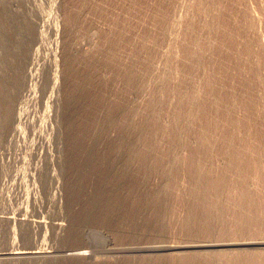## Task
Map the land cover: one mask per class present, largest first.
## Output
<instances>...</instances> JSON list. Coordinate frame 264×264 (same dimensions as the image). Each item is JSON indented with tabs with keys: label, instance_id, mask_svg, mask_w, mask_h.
I'll list each match as a JSON object with an SVG mask.
<instances>
[{
	"label": "rangeland",
	"instance_id": "obj_1",
	"mask_svg": "<svg viewBox=\"0 0 264 264\" xmlns=\"http://www.w3.org/2000/svg\"><path fill=\"white\" fill-rule=\"evenodd\" d=\"M187 1L0 0V264H73V262L75 264L76 259L72 255L79 254V252L80 255H88L87 258L85 256L88 261L85 259L82 264H88V262L89 264H122L120 262L123 264H144L141 263L142 258L150 255V251H145V248L150 245L154 249L153 252L151 251V255L154 253L151 264H156L158 261L163 263L165 258H162L164 256L162 254H165V251H162L161 248L168 249L170 246L172 249L180 246L184 250H177L182 253L183 251L188 253L190 250H196L198 259L195 264H209L214 262V255L211 257V253L208 252L213 247L215 250H219L222 247L221 241L224 242L227 237L230 238L227 239L229 244H232L229 240H237V244L240 243L238 249L240 246L242 249H249V247L252 249L254 244V249L257 251L262 249L263 244L259 239L264 238V220L262 219V214H264V170H262V168L264 169V100L262 99L264 98V82L262 81L264 71L261 68L264 59V46L260 45L259 40L264 39V0H247L248 6L252 10L249 11L257 18H254L257 25L254 24L255 21L249 20L253 18H248L244 14V8L235 4V0H203V2L197 0L192 6H189ZM206 2H211L213 8L210 9L214 13L216 12L215 14L219 13L220 15L217 14L219 17L211 13L216 17L210 15V18L205 15L207 17L204 18L203 14L198 13L199 6ZM213 5L218 8H214ZM173 16L184 17L181 30H179L181 37L176 34L178 26L172 23ZM194 19L196 20L194 21ZM259 20L260 22H258ZM205 23L212 24L210 26L212 28L210 30L203 28ZM250 23H253V28H249ZM189 25L190 27H188ZM245 36L247 37L245 38ZM198 38L202 39H199L201 43L198 42L202 47L204 44L210 48L207 47L206 53L202 51L204 49L199 48V50L201 49L200 53L203 52L202 54H198V56L196 53L194 55L192 53L191 55L190 52L195 51V41ZM191 39L195 40V43ZM246 41L251 44L248 45L249 43ZM191 43L195 47L191 46ZM197 48L195 52L199 53ZM224 48L226 49L224 50ZM260 60L261 64L258 63ZM236 61L237 63H235ZM245 63L244 68L242 65ZM204 69L206 72L203 71ZM221 69L222 71L225 69L232 71L233 69V73L240 74H234L236 78H217V75L222 73ZM250 69L253 71H249ZM188 71L189 73H187ZM206 73L210 74V77L212 76L211 79L213 76L215 79L217 78L216 81L213 80L212 84L209 83L210 86L203 81ZM190 74L195 81L188 76ZM186 76H188L189 82L193 81V84L196 82L197 86L195 84H190L192 87L188 85V81L185 82L187 79H184ZM199 77L201 78L199 79ZM233 79L235 82H232ZM200 81H203V85ZM230 81L231 84L236 83L239 86L238 88L235 84L237 92L227 86H231ZM198 82L200 85L197 84ZM228 82L229 84L225 85ZM213 85H216V88ZM222 85L227 86L230 90H226ZM198 87H202L203 91L207 90L202 92ZM192 89L196 91L198 89L197 92L201 91V94L205 93L206 96L198 97L197 105L192 103L194 93V91L191 93ZM221 89L222 92H220ZM186 93L192 94L190 102V98L186 102L188 99V96H185ZM185 98L187 99L185 100ZM188 103H191L192 109ZM229 103H232L234 107ZM190 110L198 112L193 116L195 119L198 118L196 121L193 117H188ZM199 111L202 113L200 114ZM221 115L223 117H220ZM189 119L194 121H189ZM190 122L194 124L186 126L185 130V125ZM241 122L243 123L241 124ZM184 123L186 124L184 125ZM224 123L225 125H223ZM199 125H202L201 129L203 130ZM254 131L255 133H253ZM254 137L258 139L255 140ZM73 140L76 142H74L75 144L72 142ZM186 142H188L187 145ZM194 143L195 147L193 148ZM189 149L193 151L192 154L189 153ZM231 157L234 159L232 160ZM187 159L195 160L188 161ZM196 164L197 167L200 165L196 170L198 171L197 175L194 173L197 168ZM188 167H190V171H188ZM199 172H201L200 178L197 177ZM197 178L200 180L199 184ZM218 178L223 179L226 184H221L222 180ZM210 179L218 182V186L220 183L221 190L215 184L217 192ZM241 180L245 184L241 183ZM191 185L200 186V190L202 185L208 186V188L212 185L211 189L215 190L213 193L204 187L203 192H199L200 190L196 186L195 188L198 189L194 191L195 188ZM191 187L194 190L191 189L192 192H189ZM206 189L213 196L218 193L217 198H220L218 200L223 203L209 204V200L205 198L212 195H204L203 198ZM241 191L249 192L245 194ZM196 192L199 193L196 194ZM221 193L223 197H221ZM194 194L197 199L202 198L194 199L199 202H197L198 204L196 202L194 204L192 201ZM96 195L97 198L100 196L98 204H105V206L99 208L98 205L99 209L90 210V212L86 205L91 202L96 204L93 203ZM235 196L237 197L235 200L238 201L230 199H234ZM250 198L253 202H250ZM226 199L229 200L228 203ZM205 200L207 204H203ZM239 205L245 206L244 209H241ZM211 207L213 209L209 213ZM231 207H234L235 212ZM190 208L191 212L188 210ZM252 208L255 212L251 211ZM156 210L159 214L155 212ZM194 210L198 211L197 214ZM244 210L245 215L242 214ZM184 211H187L186 217ZM204 211L209 213L208 216L212 215L211 219L206 214L204 215ZM218 211H222L224 218L221 217V213L220 216H214V214H219ZM236 211L239 212L236 214L237 216L233 215V212L237 213ZM250 212L259 218L256 217V220ZM191 214L195 216H192L193 219L198 218L197 215L200 218V215L203 214L199 220L205 221V224H199L203 221L198 222V219L189 218ZM246 214L248 215L247 219L238 220L237 217H245ZM95 215L99 217L96 218ZM180 216L183 218H179ZM217 216L219 218L215 219ZM220 217L223 221H218L221 220ZM186 218H189L188 221ZM189 220L190 223L192 221V226L189 225L190 223L188 224ZM207 223L208 225H206ZM210 224H214L213 227L217 225V229L212 226L210 227L213 229H209ZM197 226L199 227L197 228ZM76 230L78 234L75 233ZM260 232L261 234H259ZM249 239L255 241L252 243ZM190 242L192 244L195 242L196 249L186 246L191 244ZM208 244L214 246H207ZM215 254H217L215 256L218 260L223 259L218 261L215 258L213 264H223V260H225L224 264H229L232 258L227 254L222 255V258L218 253ZM166 255L165 257H167ZM80 262L83 261L80 260ZM80 262L77 261L78 264H81ZM174 262L169 263L166 260V264H178ZM236 263L241 264V262ZM230 264L235 263L231 260Z\"/></svg>",
	"mask_w": 264,
	"mask_h": 264
},
{
	"label": "bare ground",
	"instance_id": "obj_2",
	"mask_svg": "<svg viewBox=\"0 0 264 264\" xmlns=\"http://www.w3.org/2000/svg\"><path fill=\"white\" fill-rule=\"evenodd\" d=\"M186 1H187V0H186ZM195 1H197V0H188L187 3L189 4V6H192L193 3H194ZM199 1L203 2V0H199ZM205 1H206V0H205ZM221 1H222V0H221ZM225 1H226V0H225ZM77 3H78V2H77ZM230 3H231V2H230ZM235 4L239 5V7L242 6V8H244V9H243L244 12H245L244 14H246L248 18H253V19H249V20H253V21H255L254 18H256V16H255V14H252V13L249 11V10H251V8L248 6V1H247V0H235ZM198 5H199V2H198ZM198 5H197V6H198ZM211 5H212L211 2H210V3H209V2H206V4L203 3L202 5H200L201 7L199 6V8L197 7L198 9H197V8H196V9L198 10V13L200 12V15L203 14L202 16H204V18H206L207 16H205V15L210 16V15H212L211 13H214V12L212 11V9H210V8L212 7ZM75 6H76V5H75ZM213 6H214V5H213ZM194 7H196V6H194ZM215 7H216V5L214 6V8H215ZM224 7H225V6H224ZM226 7H227V6H226ZM245 7H246V8H245ZM80 8H81V7H80ZM212 8H213V7H212ZM216 8H218V7H216ZM234 8H235V7H234ZM189 9H190V8H189ZM219 9H220V8H219ZM221 9H222V8H221ZM213 10H214V9H213ZM215 10L217 11V9H215ZM236 10H237V9H236ZM238 10H239V9H238ZM240 10H241V9H240ZM191 11H192V10H191ZM193 11H194V10H193ZM221 11H222V10H221ZM223 11H224V10H223ZM241 11H242V10H241ZM251 11H252V10H251ZM102 12H103V11H102ZM94 13H95V12H94ZM215 13H216V12H215ZM215 13H214V14H215ZM224 13H225V12H224ZM230 13H231V12H230ZM194 14H195V13H194ZM214 14L212 15V17H213V16L216 17L217 14H219V13L215 14L216 16H215ZM228 14H229V12H228ZM87 15H88V14H87ZM192 15H193V14H192ZM219 15H220V14H219ZM232 15H233V14H232ZM246 15H245V16H246ZM248 15H249L250 17H249ZM71 16H72V15H71ZM164 16H165V15H164ZM223 16H224V15H223ZM233 16H234V15H233ZM119 17H120V16H119ZM159 17H160V16H159ZM162 17H163V16H162ZM167 17H168V16H167ZM173 17H174V16H173ZM217 17H219V16H217ZM228 17H229V16H228ZM235 17H236V16H235ZM193 18H194V17H193ZM202 18H203V17H202ZM210 18H211V16H210ZM240 18H241V17H240ZM248 18H246L247 21H248ZM170 19H171V17H170ZM198 19H199V18H198ZM200 19H201V18H200ZM208 19H209V17H208ZM208 19H207V21H208ZM212 19H213V18H212ZM214 19H216V18H214ZM217 19H218V18H217ZM256 19H257V18H256ZM164 20H165V19H164ZM168 20H169V18H168ZM195 20H196V19H194V21H195ZM210 20H211V19H210ZM233 20H234V19H233ZM233 20H232V21H233ZM235 20H236V19H235ZM81 21H82V20H81ZM125 21H126V20H125ZM183 21H184V17H178V16L176 17V16H175V17L172 19V23L175 24L176 26H178L176 34H177V36H179V37H181V36H180V32H181V31L179 32V30H181L180 28H181V24H182ZM207 21H206V22H207ZM221 21H222V20H221ZM114 22H115V21H114ZM169 22H170V20H169ZM258 22H260V20H259ZM70 23H71V22H70ZM203 23H204V21H203ZM210 23H211V22H210ZM210 23H207V24L205 23V26H204L203 28H205V29H209V30H210V28H212V27H210V26H212V24H210ZM219 23H220V22H219ZM235 23H236V22H235ZM235 23H234V24H235ZM255 23H256V21L254 22V24H255ZM188 24H189V23H188ZM194 24H195V22H194ZM231 24H232V23H231ZM247 24H248V23H247ZM252 24H253V23H250V24H249V28L253 26ZM257 24H258V23H257ZM257 24H255V25H257ZM74 25H75V24H74ZM126 25H127V24H126ZM196 25L198 26V24H196ZM199 25H200V24H199ZM227 25H228V24H227ZM172 26H173V25H172ZM186 26H187V25H186ZM197 26H196V27H197ZM214 26H215V25H214ZM238 26H239V25H238ZM241 26H242V25H241ZM244 26H245V25H244ZM119 27H120V26H119ZM126 27H127V26H126ZM183 27H184V26H183ZM188 27H190V25H189ZM220 27L222 28V26H220ZM230 27H231V26H230ZM99 28H100V27H99ZM194 28H195V27H194ZM199 28H200V27H199ZM201 28H202V27H201ZM203 28H202V29H203ZM224 28H225V26H224ZM237 28H238V27H237ZM240 28H241V27H240ZM252 28H253V27H252ZM256 28H257V27H256ZM65 29H66V28H65ZM189 29H190V28H189ZM192 29H193V28H192ZM227 29H228V28H227ZM119 30H120V29H119ZM183 30H184V29H183ZM185 30H186V29H185ZM222 30H223V29H222ZM230 30H231V29H230ZM230 30H229V31H230ZM71 31H72V30H71ZM151 31H152V30H151ZM226 31H227V30H226ZM234 31H235V30H234ZM242 31H243V30H242ZM255 31H257V30H255ZM68 32H69V31H68ZM194 32H195V31H194ZM204 32H205V31H204ZM204 32H203V33H204ZM216 32H217V31H216ZM220 32H221V30H220ZM243 32H244V31H243ZM258 32H259V31H258ZM85 33H86V32H85ZM187 33H188V30H187ZM191 33H192V32H191ZM191 33H190V34H191ZM248 33H249V31H248ZM248 33H247V34H248ZM94 34H95V33H94ZM176 34H175V35H176ZM183 34H184V33H183ZM190 34H189V35H190ZM196 34H197V33H196ZM199 34H200V33H199ZM217 34H218V33H217ZM233 34H234V32H233ZM82 35H83V34H82ZM192 35H193V34H192ZM200 35H201V34H200ZM226 35H227V34H226ZM231 35H232V34H231ZM245 35H246V34H245ZM250 35H251V34H250ZM184 36H185V35H184ZM186 36H188V35H186ZM202 36H203V34H202ZM208 36H209V33H208ZM220 36H221V35H220ZM228 36H229V35H228ZM254 36H255V35H254ZM132 37H133V36H132ZM141 37H142V36H141ZM157 37H158V36H157ZM175 37H176V36H175ZM182 37H183V36H182ZM194 37H195V35H194ZM211 37H212V36H211ZM236 37H238V36L236 35ZM242 37H243V36H242ZM246 37H247V36H245V38H246ZM259 37H260V36H259ZM189 38H190V37H189ZM189 38H188V41H189ZM202 38H204V37H202ZM207 38H209V37H207ZM199 39H201V38H198L196 41H195V40H192V39H191V40H192V42H194V41L196 42V45H195V44H194V45L196 46V48H197V46H198V48H197L198 50H199V48H202V49H204V50H202V51H205L204 53H206V51L208 50V48H210V46L208 47V46H206V45L203 44V47H202V45H200L201 42L199 41ZM215 39H216V38H215ZM247 39H248V38H247ZM252 39H253V38H252ZM257 39H258V38H257ZM261 39H262V38H261ZM261 39H260L259 41H260V45L263 47V46H264V39H262V40H261ZM76 40H77V39H76ZM123 40H124V39H123ZM201 40H202V39H201ZM204 40H205V39H204ZM204 40H203V41H204ZM231 40H232V39H231ZM243 40H244V39H243ZM243 40H242V41H243ZM210 41H211V39H210ZM216 41H217V39H216ZM216 41H215V42H216ZM224 41H225V40H224ZM224 41H223V42H224ZM228 41H229V39H228ZM249 41H250V39H249ZM195 42H194V43H195ZM198 42H200V43H198ZM207 42H208V41H207ZM246 42H247V41H246ZM100 43H101V42H100ZM183 43H184V42H183ZM189 43H190V42H189ZM216 43H217V42H216ZM241 43H242V42H241ZM247 43H249L248 45L251 44L250 42H247ZM247 43H245V44H247ZM102 44H103V43H102ZM185 44H186V43H185ZM191 44H192V43H191ZM191 44H190V45H191ZM217 44H218V43H217ZM210 45H211V44H210ZM219 45H220V44H219ZM239 45H240V44H239ZM248 45H245V46H248ZM80 46H81V45H80ZM149 46H150V45H149ZM191 46H193V44H192ZM195 46H193V47H195ZM253 46H254V45H253ZM114 47H115V46H114ZM135 47H136V46H135ZM141 47H142V46H141ZM185 47H186V46H185ZM193 47H192V48H193ZM205 47H206V48H205ZM207 47H208V48H207ZM214 47H215V46H214ZM258 47H259V46H258ZM99 48H100V47H99ZM182 48H183V47H182ZM196 48H195V51H196ZM239 48H240V47H239ZM244 48H245V47H244ZM263 48H264V47H263ZM95 49H96V48H95ZM141 49H142V48H141ZM193 49H194V48H193ZM205 49H206V50H205ZM219 49H220V48H219ZM225 49H226V48H224V50H225ZM198 50H197V51H198ZM210 50H211V49H210ZM229 50H230V49H229ZM195 51H194V50L191 51V52H190L191 55H192V53H193V55H194V53H196L197 55H198V54L200 55V54L203 53V52L200 53V52H201V49L199 50V53H197V52H195ZM212 51H214V50H212ZM226 51H227V50H226ZM238 51H239V50H238ZM248 51H249V50H248ZM252 51H253V50H252ZM257 51H258V50H257ZM217 52H221V51H217ZM222 52H223V51H222ZM242 52H244V51H242ZM255 52H256V51H255ZM258 52H259V51H258ZM262 52H263V51H262ZM86 53H87V52H86ZM92 53H93V52H92ZM95 53H96V52H95ZM130 53H131V52H130ZM190 53H189V57H190ZM209 53H210V51H209ZM211 53H212V52H211ZM240 53H241V52H240ZM139 54H140V53H139ZM213 54H214V53H213ZM218 54H219V53H218ZM226 54H227V53H226ZM232 54H233V53H232ZM232 54H231V56H232ZM238 54H239V53H238ZM255 54H256V53H255ZM255 54H254V55H255ZM260 54H261V53H260ZM94 55H95V54H94ZM136 55H137V54H136ZM182 55H183V54H182ZM187 55H188V54H187ZM197 55H196V56H197ZM199 55H198V56H199ZM204 55H205V54H204ZM206 55H207V54H206ZM206 55H205V56H206ZM210 55H211V54H210ZM222 55H223V54H222ZM228 55H229V54H228ZM243 55H245V54H243ZM258 55H259V54H258ZM263 55H264V54H263ZM116 56H117V55H116ZM196 56H195V57H196ZM198 56H197V57H198ZM202 56H203V55H202ZM82 57H83V56H82ZM84 57H85V56H84ZM92 57H93V56H92ZM126 57H127V56H126ZM144 57H145V56H144ZM192 57H194V56H192ZM203 57H204V56H203ZM203 57H202V58H203ZM215 57H216V56H215ZM225 57H226V56H225ZM238 57H239V56H238ZM244 57H245V56H244ZM222 58H224V57H222ZM233 58H234V56H233ZM233 58H232V59H233ZM240 58H242V57H240ZM246 58H247V56H246ZM253 58H254V56H253ZM261 58H262V57H261ZM100 59H101V58H100ZM187 59H188V58H187ZM189 59H190V58H189ZM203 59H204V58H203ZM236 59H237V58H236ZM257 59H259V58H257ZM257 59H256V60H257ZM262 59H263V58H262ZM262 59H261V60H262ZM95 60H96V59H95ZM191 60H192V59H191ZM216 60H217V59H216ZM225 60H226V59H225ZM227 60H228V59H227ZM229 60H230V59H229ZM233 60H234V59H233ZM237 60H239V59H237ZM240 60H241V59H240ZM243 60H244V59H243ZM261 60H260V62H258V61H257V62L261 64ZM263 60H264V59H263ZM263 60H262V65H261L262 67L260 66V67L262 68V71H264V63H263ZM110 61H111V60H110ZM135 61H136V60H135ZM161 61H162V60H161ZM185 61H187V60H185ZM189 61H190V60H189ZM194 61H195V60H194ZM197 61H198V60H197ZM208 61H209V60H208ZM212 61H213V60H212ZM230 61H231V60H230ZM230 61H229V62H230ZM245 61H246V60H245ZM245 61H244V62H245ZM111 62H112V61H111ZM115 62H116V61H115ZM190 62H191V61H190ZM213 62H214V61H213ZM221 62H222V61H221V59H220V63H221ZM223 62H224V61H223ZM252 62H253V61H252ZM254 62H255V61H254ZM193 63H194V62H193ZM195 63H196V62H195ZM200 63H201V62H200ZM202 63H203V62H202ZM202 63H201V64H202ZM235 63H237V61H236ZM246 63H247V62H246ZM246 63H245L244 65H242L244 68H245ZM248 63H249V62H248ZM119 64H120V63H119ZM168 64H169V63H168ZM198 64H199V63H198ZM213 64H214V63H213ZM226 64H227V63H226ZM229 64H230V63H229ZM255 64H256V63H255ZM65 65H67V64H65ZM152 65H153V64H152ZM199 65H200V64H199ZM216 65H217V63H216ZM221 65H222V63H221ZM232 65H233V64H232ZM250 65H251V64H250ZM250 65H249V67H250ZM103 66H104V65H103ZM191 66H192V65H191ZM201 66H202V65H201ZM203 66H204V65H203ZM211 66H212V65H211ZM217 66H218V65H217ZM67 67H68V66H67ZM164 67H165V66H164ZM189 67H190V66H189ZM195 67H196V66H195V64H194V68H195ZM197 67H198V66H197ZM222 67H224V66H222ZM228 67H229V66H228ZM228 67H227V68H228ZM234 67L237 68V66H234ZM238 67H239V66H238ZM247 67H248V64H247ZM257 67H258V66H257ZM198 68H199V67H198ZM204 68H205V67H204ZM209 68H210V67H209ZM219 68H220V67H219ZM250 68H251V67H250ZM151 69H152V68H151ZM190 69H191V68H190ZM210 69H211V68H210ZM229 69H230V67H229ZM255 69H256V68H255ZM257 69H258V68H257ZM195 70H196V69H195ZM195 70H193V71H195ZM200 70H201V69H200ZM207 70H208V69H207ZM225 70H226V69H225ZM225 70L222 71V69H221L222 73L220 72V75H219V76L217 75V78H218V77H220V78L222 77V78H224V79H228V78H233V77H235V75H237V74H240V73H237V72H236L237 74H236V73H233V72H232L233 69H232V71H230V70H226V71H225ZM243 70L245 71V69H243ZM259 70H260V69H259ZM259 70H258V71H259ZM170 71H171V70H170ZM184 71H185V70H184ZM203 71H205V69H204ZM210 71H211V70H210ZM216 71H217V70H216ZM235 71H236V70H235ZM235 71H234V72H235ZM249 71H253V70L250 69ZM153 72H154V71H153ZM175 72H176V71H175ZM205 72H206V71H205ZM211 72H212V71H211ZM177 73H178V72H177ZM187 73H189V71H188ZM209 73H210V72H209ZM213 73H214V72H213ZM213 73H212V74H213ZM232 73H233V74H232ZM244 73H245V72H244ZM250 73H251V72H250ZM250 73H249V75H250ZM252 73H253V72H252ZM91 74H92V73H91ZM145 74H146V73H145ZM167 74H168V73H167ZM173 74H174V73H173ZM207 74H208V73H206V75H205L206 77L203 78V79H204L203 81H204L205 84H209V83L212 84V83L214 82L213 80L216 81L217 78L215 79L214 76H213L214 79H213V78L211 79L212 76L210 77V74H208L209 76H208V78H207ZM218 74H219V73H218ZM234 74H235V75H234ZM246 74H247V73H246ZM246 74H245V76H246ZM257 74H258V72H257ZM261 74H262V73H261ZM73 75H74V74H73ZM111 75H112V74H111ZM182 75H183V74H182ZM185 75H186V74H185ZM193 75H194V74H193ZM254 75H255V74H254ZM70 76H71V75H70ZM168 76H169V75H168ZM176 76H177V75H176ZM188 76L191 77V74L188 75ZM188 76L184 77V79H185V78L187 79L185 82L188 81V82H187L188 85H190V84L192 85V84H193V81H195V80H194V78H193V76H192L191 78H193V79H192L193 81H190V82H189V80H188L189 78H187ZM203 76H204V74H203ZM203 76H202V77H203ZM239 76H240V75H239ZM243 76H244V75H243ZM257 76H258V75H257ZM195 77H196V76H195ZM209 77H210V78H209ZM247 77H248V76H247ZM247 77H245V78H247ZM253 77L257 78L256 76H253ZM259 77H260V76H259ZM261 77H263V76L261 75ZM261 77H260V78H261ZM139 78H140V77H139ZM159 78H160V77H159ZM173 78H174V77H173ZM191 78H190V79H191ZM200 78H201V77H199V79H200ZM235 78H236V77H235ZM241 78H242V77H241ZM245 78H244V79H245ZM250 78H251V77H250ZM238 79H239V78H238ZM258 79H259V78H258ZM201 80H202V79H201ZM230 80H231V79H230ZM247 80H248V79H247ZM254 80H255V79H254ZM203 81H202V82H203ZM217 81H218V80H217ZM220 81H221V79H220ZM220 81H219V82H220ZM239 81H240V80H239ZM244 81H246V80H244ZM248 81H250V80H248ZM251 81H252V80H251ZM257 81H258V80H257ZM257 81H256V82H257ZM262 81L264 82V79H263ZM191 82H192V83H191ZM200 82H201V81H200ZM202 82H201V84L203 85ZM232 82H235L234 79H233ZM237 82H238V81H237ZM174 83H175V82H174ZM195 83H196V82H195ZM195 83H194V84H195ZM247 83H248V82H247ZM247 83H245V84H247ZM142 84H143V83H142ZM165 84H166V83H165ZM194 84H193V85H194ZM197 84H199V82H198ZM205 84H204V85H205ZM215 84H216V83H215ZM227 84H229V82H228V83H225V85H227ZM230 84H231V81H230ZM235 84H236V83H235ZM235 84L232 83L231 86H229V85H227V86L230 87V88H232V89H235ZM175 85H176V83H175ZM191 85H190V86H191ZM195 85H196V84H195ZM199 85H200V84H199ZM199 85H198V86H199ZM239 85H240V84H239ZM242 85H243V84H242ZM247 85H248V84H247ZM251 85H252V84H251ZM253 85H254V84H253ZM257 85H258V84H257ZM263 85H264V84H263ZM196 86H197V85H196ZM208 86H210V84H209ZM213 86H214V85H213ZM215 86H216V85H215ZM215 86H214V88H216ZM222 86H223V88H226V90H230V89L227 88V86H224V85H222ZM222 86H221V87H222ZM236 86L239 88V86H238L237 84H236ZM243 86H244V85H243ZM191 87H192V86H191ZM218 87H219V86H218ZM244 87H245V86H244ZM253 87H254V86H253ZM94 88H95V87H94ZM172 88H173V87H172ZM187 88H188V86H187ZM193 88H195V87H193ZM196 88H197V87H196ZM198 88L201 89L202 87H198ZM210 88H211V87H210ZM257 88H258V87H257ZM261 88H262V87H261ZM189 89H190V88H189ZM189 89H188V90H189ZM203 89H204V88H203ZM218 89H219V88H218ZM232 89H231V90H232ZM236 89H237V88H236ZM236 89H235V90H236ZM252 89H253V88H252ZM259 89H260V88H259ZM158 90H159V89H158ZM188 90H187V91H188ZM201 90H202V89H201ZM206 90H207V89H206ZM206 90H204V91H206ZM212 90H213V88H212ZM255 90H256V89H255ZM75 91H76V90H75ZM130 91H131V90H130ZM193 91H194V93H193V95H192L191 93H192ZM197 91H198V89H197ZM197 91H196L195 89H192V91H191V93H190L189 95L186 93L187 95H185V96H188V97H187L188 99L185 98V100L187 99L186 102L189 100V98H190L191 95H192V103L194 102L196 105L198 104V103H197V102H198V101H197V100H198V99H197L198 97H202L203 95H204V97H206V96H205V93H204L203 95L201 94L202 92H204L203 90H202V92H201V91L197 92ZM215 91H216V90H215ZM215 91H213V92H215ZM223 91H224V90H223ZM248 91H249V90H248ZM256 91H258V90H256ZM70 92H71V91H70ZM211 92H212V91H211ZM213 92H212V93H213ZM218 92H219V91H218ZM220 92H222V89H221ZM220 92H219V93H220ZM225 92H227V91H225ZM225 92H224V93H225ZM229 92H231V91H229ZM236 92H237V90H236ZM236 92H235V93H236ZM246 92H247V91H246ZM188 93H189V92H188ZM219 93H218V94H219ZM231 93H234V92H231ZM243 93L245 94V91H243ZM256 93H257V92H256ZM263 93H264V91H263ZM119 94H120V93H119ZM125 94H126V93H125ZM207 94H208V93H207ZM222 94H223V93H222ZM238 94H239V93H238ZM244 94H243V95H244ZM75 95H76V94H75ZM75 95H74V96H75ZM93 95H94V94H93ZM209 95H212V94H209ZM220 95H221V94H220ZM220 95H218V96H220ZM224 95H226V94H224ZM239 95H240V94H239ZM239 95H238V96H239ZM253 95H254V94H253ZM77 96H78V95H77ZM103 96H104V95H103ZM207 96H208V95H207ZM212 96H213V95H212ZM228 96H229V95H228ZM244 96H246V95H244ZM263 96H264V95H263ZM226 97H227V96H226ZM234 97H235V95H234ZM240 97H241V96H240ZM249 97H250V95H249ZM260 97H261V96H260ZM182 98H183V97H182ZM212 98H213V97H212ZM220 98H221V97H220ZM231 98H232V97H231ZM246 98H247V97H246ZM256 98H257V97H256ZM261 98H262V97H261ZM261 98H260V99H261ZM183 99H184V98H183ZM203 99H204V98H203ZM227 99H228V98H227ZM238 99H239V98H238ZM242 99H243V97H242ZM249 99H250V98H249ZM254 99H255V98H254ZM262 99L264 100V98H262ZM178 100H179V99H178ZM204 100H205V99H204ZM204 100H203V101H204ZM219 100H220V99H219ZM228 100H229V99H228ZM246 100H247V99H246ZM252 100H253V99H252ZM256 100H257V99H256ZM94 101H95V100H94ZM126 101H127V100H126ZM190 101H191V98H190L189 102H190ZM196 101H197V102H196ZM203 101H202V102H203ZM225 101H226V100H225ZM235 101H236V97H235ZM242 101H243V100H242ZM247 101H249V100H247ZM258 101H260V100H258ZM158 102H159V101H158ZM186 102H185V104H186ZM199 102H200V99H199ZM202 102H201V103H202ZM205 102L207 103V101H205ZM210 102H212V101H210ZM214 102H215V100H214ZM228 102H229V101H228ZM233 102H234V101H233ZM216 103L218 104L217 101H216ZM239 103H240V102H239ZM243 103H244V102H243ZM247 103H248V102H247ZM256 103H257V102H256ZM262 103H263V102H262ZM188 104H189V103H188ZM190 104H191V103H190ZM190 104H189V107H190ZM195 104H192V105H194V107H195V106H196ZM203 104H204V103H203ZM221 104H222V101H221ZM225 104H226V103H225ZM231 104H232V103H229V105H231ZM235 104H236V103H235ZM240 104H242V103H240ZM118 105H119V104H118ZM138 105H139V104H138ZM186 105H187V104H186ZM201 105H202V104H201ZM206 105H208V104H206ZM213 105H215V104H213ZM218 105H220V104H218ZM229 105H228V106H229ZM237 105H238V104H237ZM146 106H147V105H146ZM198 106H200V105H198ZM202 106H203V105H202ZM204 106H205V104H204ZM223 106H224V105H223ZM232 106H233V104H232ZM232 106H231V107H232ZM239 106H240V105H239ZM244 106H245V105H244ZM247 106H248V105H247ZM129 107H130V106H129ZM143 107H144V106H143ZM174 107H175V106H174ZM196 107H197V106H196ZM212 107H213V106H212ZM215 107H216V105H215ZM217 107H218V106H217ZM233 107H234V106H233ZM235 107H236V106H235ZM261 107H263V106H261ZM104 108H105V107H104ZM104 108H103V109H104ZM187 108H188V107H187ZM190 108H191V107H190ZM239 108H240V107H239ZM191 109H192V108H191ZM199 109H200V108H199ZM224 109H225V108H224ZM229 109H230V108H229ZM229 109H228V110H229ZM232 109H233V108H232ZM234 109H235V108H234ZM242 109H243V108H242ZM255 109H257V108H255ZM181 110H182V109H181ZM211 110H212V109H211ZM230 110H231V109H230ZM230 110H229V111H230ZM260 110H261V109H260ZM107 111H108V110H107ZM197 111H198V109H197ZM202 111H203V110H202ZM218 111H219V110H218ZM237 111H238V110H237ZM249 111H250V109H249ZM160 112H161V111H160ZM183 112H184V111H183ZM205 112H206V111H205ZM211 112H212V111H211ZM230 112H231V111H230ZM255 112H256V111H255ZM181 113H182V111H181ZM197 113H198V112H195V111H193V110H190V112L188 113L189 115H188V114H187V115H188V117L190 116V118H191V117L197 115ZM199 113H200V111H199ZM201 113H202V112H201ZM201 113H200V114H201ZM222 113H224V112H222ZM233 113H235V112H233ZM243 113H244V112H243ZM212 114H213V113H212ZM226 114H227V113H226ZM229 114H230V113H229ZM255 114H256V113H255ZM110 115H111V114H110ZM177 115H178V114H177ZM180 115H181V114H180ZM204 115H205V113H204ZM209 115H210V114H209ZM219 115H220V114H219ZM249 115H250V114H249ZM112 116H113V115H112ZM182 116H184V115H182ZM206 116H207V115H206ZM212 116H213V115H212ZM131 117H132V116H131ZM186 117H187V116H186ZM186 117H185V118H186ZM202 117H203V116H202ZM202 117H201V118H202ZM210 117H211V116H210ZM213 117H215V116H213ZM220 117H223V115H221ZM241 117H242V116H241ZM251 117H252V115H251ZM262 117H263V116H262ZM107 118H108V117H107ZM109 118H110V117H109ZM141 118H142V117H141ZM216 118H218V117L216 116ZM235 118H236V117H235ZM247 118H248V117H247ZM187 119H188V118H187ZM193 119L196 121V119H198V118L195 119V117H193ZM219 119H220V118H219ZM239 119H240V117H239ZM248 119H249V118H248ZM257 119H259V118H257ZM263 119H264V118H263ZM73 120H74V119H73ZM158 120H159V119H158ZM181 120H182V119H181ZM181 120H179V121H181ZM184 120H185V119H184ZM184 120H183V121H184ZM194 120H193V121H194ZM226 120H227V119H226ZM249 120H250V119H249ZM260 120H261V119H260ZM74 121H75V120H74ZM134 121H135V120H134ZM145 121H146V120H145ZM189 121H192V119H191V120L189 119ZM189 121H188V122H189ZM193 121H192V122H193ZM197 121H198V120H197ZM201 121H202V120H201ZM215 121H216V120H215ZM220 121H221V120H220ZM229 121H230V120H229ZM238 121H239V120H238ZM244 121H245V119H244ZM250 121H251V120H250ZM250 121H249V122H250ZM258 121H259V120H258ZM261 121H262V120H261ZM175 122H176V121H175ZM203 122H204V121H203ZM216 122H217V121H216ZM221 122H222V121H221ZM224 122H225V121H224ZM138 123H139V122H138ZM206 123H207V122H206ZM209 123H210V122H209ZM235 123H236V122H235ZM242 123H243V122H241V124H242ZM253 123H255V122H253ZM253 123H252V125H253ZM263 123H264V121H263ZM263 123H262V124H263ZM123 124H124V123H123ZM175 124H176V123H175ZM185 124H186V123H184V125H185ZM192 124H194V123H191V122H190V123H187V124L185 125V128H184V126H183V128L186 130V128H187L186 126H188V125L190 126V125H192ZM200 124H201V123H200ZM202 124H204V123H202ZM210 124H212V122H211ZM219 124H220V123H219ZM219 124H218V127H220ZM226 124H227V122H226ZM165 125H166V124H165ZM213 125H215V124H213ZM220 125H221V124H220ZM223 125H225V123H224ZM248 125H249V124H248ZM260 125H261V124H260ZM132 126H133V125H132ZM137 126H138V125H137ZM137 126H136V127H137ZM199 126H200V125H199ZM201 126H202V125H201ZM201 126H200V129H201ZM221 126H222V125H221ZM226 126H227V125H226ZM237 126H238V125H237ZM243 126H244V125H243ZM257 126H258V124H257ZM261 126H262V125H261ZM261 126H259V127L261 128ZM167 127H168V126H167ZM218 127H217V128H218ZM227 127H228V126H227ZM253 127H254V126H253ZM253 127H252V128H253ZM101 128H102V127H101ZM140 128H141V127H140ZM149 128H150V127H149ZM179 128H181V127H179ZM205 128H206V126H205ZM214 128H215V126H214ZM255 128H256V127H255ZM262 128H263V127H262ZM232 129H233V128H232ZM240 129H241V128H240ZM132 130H133V129H132ZM178 130H179V129H178ZM178 130H177V131H178ZM194 130H196V129H194ZM194 130H192V131H194ZM201 130H203V129H201ZM221 130H222V129H221ZM225 130H226V129H225ZM237 130H238V128H237ZM255 130H256V129H255ZM260 130H261V129H260ZM260 130H259V131H260ZM101 131H102V130H101ZM141 131H142V130H141ZM141 131H140V133H141ZM153 131H154V130H153ZM189 131H190V130H189ZM204 131H205V130H204ZM223 131H224V130H223ZM231 131H232V130H231ZM263 131H264V130H263ZM73 132H74V130H73ZM160 132H161V131H160ZM185 132H186V131H185ZM194 132H195V131H194ZM217 132H218V131H217ZM225 132H226V131H225ZM261 132H262V131H261ZM74 133H75V132H74ZM121 133H122V132H121ZM175 133H176V132H175ZM189 133H190V132H189ZM189 133H188V134H189ZM198 133H199V132H198ZM228 133H229V132H228ZM237 133H238V132H237ZM253 133H255V131H254ZM253 133H252V134H253ZM257 133H258V132H257ZM96 134H97V133H96ZM127 134H128V133H127ZM190 134H191V133H190ZM190 134H189V135H190ZM194 134L197 135L196 132H195ZM205 134H207V133H205ZM233 134H234V132H233ZM262 134H263V133H262ZM80 135H81V132H80ZM98 135H99V134H98ZM124 135H125V134H124ZM211 135H212V134H211ZM236 135H237V134H236ZM186 136H187V135H186ZM256 136H257V134H256ZM173 137H174V136H173ZM183 137H184V136H183ZM187 137H188V136H187ZM201 137H202V136H201ZM204 137H205V136H204ZM228 137H229V136H228ZM260 137H261V136H260ZM77 138H78V137H77ZM77 138H76V139H77ZM79 138H81V137H79ZM119 138H120V137H119ZM122 138H123V137H122ZM138 138H139V137H138ZM195 138H196V137H195ZM197 138H198V137H197ZM199 138H200V137H199ZM254 138H255V140L258 139V138H256V137H254ZM74 139H75V137H74ZM207 139H208V138H207ZM229 139H230V137H229ZM252 139H253V138H252ZM261 139H262V138H261ZM80 140H81V139H80ZM190 140H191V139H190ZM197 140H198V139H197ZM201 140H203V139L201 138ZM230 140H231V139H230ZM146 141H147V140H146ZM180 141H181V140H180ZM186 141H187V140H186ZM192 141H194V140L192 139ZM192 141H191V142H192ZM198 141H199V140H198ZM204 141H205V140H204ZM225 141H227V140H225ZM258 141H259V140H258ZM72 142L74 143L75 141L73 140ZM175 142H176V141H175ZM191 142H189V143H191ZM208 142H209V141H208ZM75 143H76V142H75ZM75 143H74V144H75ZM187 143H188V142H186V145H187ZM195 143H196V142H195ZM195 143H194V145H193V148L195 147ZM200 143H202V142H200ZM223 143H224V142H223ZM125 144H126V143H125ZM191 144H192V143H191ZM206 144H207V143H206ZM206 144H205V145H206ZM141 145H143V144H141ZM189 145H190V144H189ZM203 145H204V144H203ZM209 145H210V144H209ZM224 145H225V144H224ZM72 146H74V145H72ZM201 146H202V145H201ZM222 146H223V145H222ZM243 146H244V145H243ZM256 146H257V145H256ZM138 147H139V146H138ZM189 147H190V146H189ZM189 147H188V148H189ZM191 147H192V146H191ZM207 147H208V146H207ZM207 147H206V148H207ZM210 147H211V145L209 146V148H210ZM228 147H229V146H228ZM245 147H246V146H245ZM154 148H155V147H154ZM154 148H153V149H154ZM181 148H182V147H181ZM198 148H199V147H198ZM212 148H214V147H212ZM225 148H226V147H225ZM146 149H147V148H146ZM200 149H203V148H200ZM204 149H205V147H204ZM204 149H203V150H204ZM229 149H230V148H229ZM239 149H241V148H239ZM93 150H94V149H93ZM142 150H143V149H142ZM147 150H148V149H147ZM187 150H188V149H187ZM189 150H190V149H189ZM132 151H133V150H132ZM194 151H195V150H194ZM201 151H202V150H201ZM232 151H233V150H232ZM260 151H261V150H260ZM260 151H259V152H260ZM191 152H193V151L190 150L189 153H191ZM195 152H196V151H195ZM205 152H206V151H205ZM224 152H225V151H224ZM259 152H258V153H259ZM149 153H150V152H149ZM175 153H176V152H175ZM198 153H199V152H198ZM226 153H227V150H226ZM237 153H238V151H237ZM239 153H240V152H239ZM241 153H242V152H241ZM243 153H244V152H243ZM256 153H257V151H256ZM262 153H263V152H262ZM138 154H139V153H138ZM146 154H147V153H146ZM150 154H151V153H150ZM186 154H187V153H186ZM191 154H192V153H191ZM194 154H195V153H194ZM200 154H201V152H200ZM228 154H229V153H228ZM232 154H233V153H232ZM253 154H254V153H253ZM253 154H252V155H253ZM154 155H155V154H154ZM238 155H239V154H238ZM258 155H259V154H258ZM84 156H85V154H84ZM188 156H189V155H188ZM193 156H194V158H195V155H193ZM263 156H264V155H263ZM186 157H187V155H186ZM198 157H199V156H198ZM202 157H203V155H202ZM250 157H251V154H250ZM80 158H81V157H80ZM152 158H153V157H152ZM189 158H190V156H189ZM243 158H244V157H243ZM243 158H242V159H243ZM245 158H246V157H245ZM87 159H88V158H87ZM195 159H197V158H195ZM195 159H194V160H195ZM198 159H199V158H198ZM231 159L233 160L234 158L231 157ZM231 159H230V160H231ZM249 159H250V158H249ZM258 159H259V158H258ZM263 159H264V157H263ZM187 160H188V159H187ZM192 160H193V159H192ZM192 160L189 159L188 161H192ZM194 160H193V161H194ZM203 160H204V159H203ZM246 160H247V158H246ZM250 160H251V159H250ZM255 160H256V159H255ZM148 161H150V160H148ZM172 161H173V160H172ZM199 161H200V160H199ZM260 161H262V160H260ZM228 162H229V160H228ZM236 162H237V161H236ZM74 163L76 164V162H74ZM142 163H143V162H142ZM190 163H191V162H190ZM242 163H243V162H242ZM242 163H238V164H242ZM251 163H253V162H251ZM263 163H264V162H263ZM149 164H150V163H149ZM165 164H166V163H165ZM187 164H188V163H187ZM192 164H194V162H192ZM199 164L202 165V163H199ZM205 164H206V163H205ZM228 164H229V163H228ZM230 164H231V162H230ZM234 164H235V163H234ZM236 164H237V163H236ZM243 164H245V163H243ZM243 164H242V165H243ZM255 164H256V163H255ZM255 164H254V165H255ZM136 165H137V164H136ZM208 165H209V164H208ZM208 165H207V166H208ZM249 165H250V164H249ZM263 165H264V164H263ZM263 165H262V166H263ZM187 166H189V165H187ZM192 166H193V165H192ZM199 166H200V165H199ZM199 166H198V167H199ZM229 166H230V165H229ZM246 166H247V165H246ZM250 166H251V165H250ZM190 167H191V166H190ZM190 167H188V168H189L188 171H190ZM195 167H197V164H196ZM195 167H194V168H195ZM198 167L195 168V170H194V168H193V170H194V171L198 170ZM213 167H214V166H213ZM239 167H240V166H239ZM239 167H238V168H239ZM247 167H249V166H247ZM263 167H264V166H263ZM164 168H165V167H164ZM223 168H224V167H223ZM245 168H246V167H245ZM94 169H95V168H94ZM162 169H163V168H162ZM175 169H176V168H175ZM199 169H200V168H199ZM203 169H204V168H203ZM208 169H209V167H208ZM76 170H77V169H76ZM200 170H201V169H200ZM205 170H206V169H205ZM205 170H204V171H205ZM211 170H212V169H211ZM219 170H220V169H219ZM226 170H227V169H226ZM226 170H225V171H226ZM231 170H232V169H231ZM244 170H245V169H244ZM262 170H264V169L262 168ZM151 171H152V170H151ZM171 171H172V170H171ZM186 171H187V170H186ZM194 171H193V172H194ZM207 171H209V170H207ZM215 171H216V170H215ZM246 171H248V170H246ZM260 171H261V170H260ZM196 172H197V173H196ZM196 172H194V173L197 175V174H198V171H196ZM210 172H211V171H210ZM217 172H218V171H217ZM240 172H241V171H240ZM76 173H77V171H76ZM152 173H153V172H152ZM199 173H200V174L197 176L198 178H200L199 176H201V172H199ZM213 173H216V172H213ZM238 173H239V172H238ZM238 173H237V174H238ZM150 174H151V172H150ZM206 174H208V173H206ZM218 174H219V172H218ZM224 174H225V173H224ZM144 175H145V174H144ZM189 175H190V174H189ZM203 175H204V174H203ZM210 175H211V174H210ZM117 176H118V175H117ZM146 176H147V175H146ZM193 176H194V175H193ZM214 176L216 177V175H214ZM222 176H223V175H222ZM246 176H247V175H246ZM103 177H104V176H103ZM107 177H108V176H107ZM107 177H106V179H107ZM115 177H116V176H115ZM188 177H190V176H188ZM203 177H204V176H203ZM205 177L207 178L206 175H205ZM209 177H210V176H209ZM225 177H226V176H225ZM227 177H228V175H227ZM239 177H240V176H239ZM73 178H74V177H73ZM118 178H119V177H118ZM198 178H197V182L199 181V182H198V184H199V183H200V180H199ZM212 178H213V177H212ZM219 178H220V177H219ZM219 178H218V179H219ZM221 178H222V177H221ZM104 179H105V177H104ZM174 179H175V178H174ZM174 179H173V180H174ZM194 179H195V178H194ZM215 179H216V178H215ZM231 179H232V177H231ZM234 179H235V178H234ZM239 179H240V178H239ZM210 180H211V179H210ZM210 180H208V181H210ZM213 180H214V179H213ZM219 180H222V181H221V184L224 183V180H223V179H219ZM226 180H227V179H226ZM244 180H245V179H244ZM105 181H106V180H105ZM202 181H203V179H202ZM202 181H201V182H202ZM211 181H212V180H211ZM214 181H215V180H214ZM214 181H212V182L214 183V184L212 183V185L215 186V184H216V186H218V184H217L218 182L215 181V182H216V183H215ZM232 181H233V180H232ZM73 182H74V181H73ZM73 182H72V183H73ZM78 182H79V181H78ZM78 182H76V184H79ZM137 182H138V181H137ZM167 182H168V180H167ZM190 182H191V181H190ZM193 182L195 183V181H193ZM204 182H205V181H204ZM219 182H220V181H219ZM226 182H227V181H226ZM245 182H246V181H245ZM111 183H112V182H111ZM210 183H211V182H210ZM210 183H208L209 186H210ZM229 183H230V181H229ZM241 183H243L242 180H241ZM76 184H75V185L73 184V185L76 186ZM225 184H226V183H224V185H225ZM231 184H232V183H231ZM234 184H235V183H234ZM243 184H245V183H243ZM106 185H107V184H106ZM170 185H171V184H170ZM186 185H187V184H186ZM212 185H211V187H209V188H208V186L205 187L206 184H205V186L202 185L203 187L201 186V187H202L201 190H200V186H197V185H196V186L199 188V189H198V188H195V187H196L195 185H194V186L191 185L192 187L195 188V190L192 189V187H191L190 190H189V192H190V191L192 192V190L196 191V189L200 190L199 192H201L202 189H204V187L210 189L211 192H213V190H215V189H213V190L211 189V188H212ZM228 185H229V184H228ZM77 186H78V185H77ZM216 186H215V188H216ZM219 186H220V183H219ZM219 186H218V187H219ZM226 186H227V185H226ZM231 186H232V185H231ZM246 186H247V185H246ZM98 187H99V186H98ZM149 187H150V186H149ZM223 187H224V186H223ZM234 187H235V186H234ZM243 187H244V186H243ZM247 187H248V186H247ZM75 188H76V187H75ZM101 188H103V187H101ZM158 188H159V187H158ZM186 188H187V187H186ZM188 188H189V187H188ZM221 188H222V187H221ZM237 188H238V187H237ZM239 188H240V187H239ZM248 188H249V187H248ZM156 189H157V188H156ZM191 189H192V190H191ZM216 189H217V188H216ZM219 189H220V187H219ZM250 189H251V188H250ZM131 190H132V189H131ZM198 190H197V191H198ZM220 190H221V189H220ZM236 190H237V189H236ZM244 190H245V189H244ZM70 191H71V190H70ZM96 191H97V190H96ZM181 191H183V190H181ZM181 191H180V192H181ZM194 191H193V192H194ZM207 191H208V190L206 189L205 192H207ZM227 191H228V190H227ZM229 191H230V190H229ZM249 191H251V190H249ZM249 191H246V192L248 193ZM72 192H73V191H72ZM105 192H106V191H105ZM184 192H185V191H184ZM189 192L187 191L188 194H189ZM199 192H196V194L199 193ZM202 192H203V191H202ZM205 192H204V194H203V198H204V195L211 194V193H208V192L205 194ZM217 192H218V189H217ZM222 192H223V191H222ZM241 192H244V191H241ZM107 193H108V192H107ZM194 193H195V192H194ZM213 193H214V192H213ZM244 193H245V192H244ZM247 193H245V194H247ZM94 194H95V193H94ZM96 194H97V193H96ZM184 194H185V193H184ZM200 194H202V193H200ZM200 194H198V195H200ZM215 194H216V192H215ZM249 194H250V193H249ZM99 195H100V194H99ZM101 195H102V194H101ZM190 195H191V194H190ZM211 195H212V194H211ZM226 195H227V193H226ZM250 195H251V194H250ZM250 195H249V196H250ZM156 196H157V195H156ZM201 196H202V195H201ZM208 196H209V197H206L205 199H208L209 202H210L209 204H211V205H212V204H215V203H217V202H219V203L222 202V201L218 200V199H220V198H217L218 193H217L216 195H214V196H213V195H212V196L208 195ZM247 196H248V195H247ZM99 197H100V196H98V198H97V195H96V199H94V200H96L97 202H96V201L94 202V200L92 199V200H93V203H96V204H92V202H91V204H89L88 201H87V203H88V205H86V207L88 208L87 210H89V211H90V210H91V211H95V210H97V208H98L97 206H98V205H99V208H100L101 206H105V204H104V205L98 204ZM101 197H102V196H101ZM193 197H196L195 194H194V196H192V199H193L192 201H194V199H195V200H199V199L201 198V197H199V199H197V197H196V198H193ZM221 197H223V196H222V193H221ZM225 197H226V196H225ZM229 197H230V195H229ZM241 197H242V196H241ZM251 197H253V196L251 195ZM107 198H108V197H107ZM165 198H166V197H165ZM182 198H185V197H182ZM188 198H189V197H188ZM236 198H237V197L235 196L234 199H232V198H230V199L233 200V201H238V200H235ZM262 198H263V197H262ZM97 199H98V200H97ZM100 199H101V198H100ZM156 199H158V198H156ZM161 199H162V198H161ZM201 199H202V198H201ZM222 199H223V201H224V198H222ZM227 199H228V195H227ZM227 199H226V200H227ZM238 199H239V198H238ZM240 199H241V198H240ZM240 199H239V200H240ZM252 199H253V198H252ZM254 199H255V197H254ZM142 200H143V199H142ZM163 200H164V199H163ZM181 200H182V199H181ZM186 200H188L187 197H186ZM189 200H190V199H189ZM208 200H207V202H208ZM231 200H230V202H232ZM242 200H243V202H244V198H243ZM248 200H249V199H248ZM255 200H256V199H255ZM255 200H254V201H255ZM259 200H260V199H259ZM259 200H258V201H259ZM155 201H156V200H155ZM178 201H179V200H178ZM201 201H202V200H201ZM201 201H200V204H202ZM228 201H229V200H227V203H228ZM251 201H252V200H251V198H250V202H251ZM170 202H171V201H170ZM179 202H180V201H179ZM195 202H196V201H194V204H195ZM197 202H198V201H197ZM197 202H196V203H197ZM252 202H253V201H252ZM255 202H256V201H255ZM112 203H113V202H112ZM123 203H124V202H123ZM123 203H122V204H123ZM181 203H182V202H181ZM186 203H187V202H186ZM188 203L190 204V202H188ZM198 203H199V202H198ZM198 203H197V204H198ZM219 203H218V205H219ZM222 203H223V202H222ZM224 203H225V202H224ZM239 203H240V202H239ZM241 203H242V202H241ZM107 204H108V202H107ZM109 204H110V203H109ZM138 204H139V203H138ZM155 204H156V203H155ZM182 204H184V203H182ZM189 204H186V205H189ZM191 204H192V203H191ZM203 204H207V203H206V200H205V203H203ZM209 204H208V205H209ZM231 204H232V203H231ZM233 204H235V202H233ZM237 204H238V203H237ZM242 204H243V203H242ZM153 205H154V204H153ZM184 205H185V204H184ZM216 205H217V204H216ZM224 205H226V204H224ZM249 205H250V203H249ZM251 205H252V203H251ZM254 205H255V203H254ZM254 205H253V206H254ZM83 206H84V205H83ZM157 206H158V205H157ZM157 206H155V207H157ZM159 206H160V205H159ZM200 206H201V205H200ZM239 206H240V205H239ZM239 206H238V207H239ZM190 207H191V206H190ZM220 207H221V206H220ZM235 207L237 208V206H235ZM243 207H245V206H243ZM243 207L240 206L241 209H242ZM247 207H249V206H247ZM259 207H261V206H259ZM95 208H96V209H95ZM99 208H98V209H99ZM163 208H164V207H163ZM169 208H170V207H169ZM186 208H187V207H186ZM186 208H185V209H186ZM191 208H192V207H191ZM191 208L188 209L190 212H191ZM197 208H198V207H197ZM203 208H204V207H203ZM203 208H202V209H203ZM208 208H209V207H208ZM215 208H216V206H215ZM217 208L219 209V207H217ZM223 208H225V207H223ZM231 208H232V207H231ZM240 208H239V209H240ZM250 208H251V207H250ZM253 208H254V207H253ZM253 208H252L251 211L255 212V210H253ZM255 208H256V206H255ZM101 209L103 210V208H101ZM109 209H110V208H109ZM138 209H139V208H138ZM161 209H162V208H161ZM161 209H160V210H161ZM202 209H200V210L202 211ZM211 209H213V207L210 208V212H209V213H211ZM218 209H217V210H218ZM233 209H234V207L232 208V211H233ZM243 209H244V208H243ZM256 209H257V208H256ZM260 209H261V208H260ZM165 210H166V209H165ZM167 210H168V209H167ZM200 210H199V211H200ZM205 210H206V209H205ZM237 210H238V209H237ZM91 211H90V212H91ZM99 211H100V210H99ZM99 211H98V212H99ZM189 211H188V212H189ZM207 211H208V209H207ZM238 211H239V210H238ZM241 211H242V210H241ZM248 211H250V210H248ZM257 211H258V210H257ZM120 212H121V211H120ZM155 212L158 213V210H156ZM155 212H154V213H155ZM164 212H165V211H164ZM186 212H187V211H184V214H185ZM192 212H193V211H192ZM194 212H195V210H194ZM197 212H198V211H197ZM197 212H195V213L197 214ZM205 212H206V211H204V215H205V214H206V215L209 214V213H205ZM212 212H213V211H212ZM218 212H219V214H214V213H213L214 216H215V215H219V216H220V213L222 214V211H221V212L218 211ZM218 212H217V213H218ZM234 212H235V209H234ZM234 212H233V215H236V214L239 213V212L236 211L237 213L234 214ZM242 212H243V211H242ZM259 212H260V211H259ZM95 213H97V212H95ZM104 213H105V212H104ZM156 213H155V214H156ZM223 213H224V212H223ZM231 213H232V212H231ZM240 213H241V212H240ZM250 213H251V212H250ZM87 214H88V213H87ZM91 214H92V213H91ZM101 214H103V213H101ZM158 214H159V213H158ZM158 214H157V215H158ZM187 214H188V213H187ZM192 214H193V213H192ZM192 214H191V216H190L189 218H192V219H193L192 216H194V215H192ZM196 214H195V215H196ZM199 214H201V213H199ZM242 214L245 215V210H244V213H242ZM251 214L254 215V216H255V219H256L257 215H255V214H253V213H251ZM261 214H262V213H261ZM78 215H79V214H78ZM147 215H148V214H147ZM157 215H156V216H157ZM188 215H189V214H188ZM188 215H187V216H188ZM225 215H226V214H225ZM239 215H240V214H239ZM249 215H250V214H249ZM262 215H263V216H262V219L264 220V218H263V217H264V214H262ZM83 216H85V215H83ZM92 216H93V215H92ZM106 216H107V215H106ZM133 216H134V215H133ZM162 216H163V215H162ZM162 216H161V217H162ZM197 216H198V218H196V219H198V222H202L203 220L201 221V220H199V219H200L201 217H203V214L200 215V216H201L200 218H199V215H197ZM207 216H208V215H207ZM210 216L212 217V215H209L208 217H210ZM214 216H213V218H214ZM219 216L215 217V219H216V218L218 219ZM222 216H223V217H222ZM236 216H237V215H236ZM247 216H248V215L246 214L245 217H243V216H242V217L239 216V217H237V218H239V219H238L239 221H243V220H245V219L248 218ZM254 216H252L253 219H254ZM259 216H261V215H259ZM90 217H91V216H90ZM95 217H96V215H95ZM95 217H94V218H95ZM98 217H99V216H97L96 218H98ZM101 217H102V216H101ZM103 217H104V216H103ZM181 217H182V216H180L179 218H181ZM185 217H186V214H185ZM194 217H195V216H194ZM204 217H205V216H204ZM211 217H210V219H211ZM221 217L224 218V214H222ZM221 217H220V219H221ZM227 217H229V216H227ZM230 217H231V216H230ZM230 217H229V218H230ZM94 218H93V219H94ZM159 218H160V217H159ZM182 218H183V217H182ZM189 218H186L187 221H188ZM205 218H207V217H205ZM213 218H212V219H213ZM237 218H235V219H237ZM257 218H259V217H257ZM90 219H92V218H90ZM99 219L101 220L102 218H99ZM186 219H184V220L186 221ZM192 219H191V220H192ZM194 219H195V218H194ZM194 219H193V220H194ZM196 219H195V220H196ZM207 219H208V218H207ZM231 219H232V218H231ZM260 219H261V218H260ZM260 219H259V221H260ZM193 220H192V221H193ZM208 220H209V219H208ZM248 220H249V219H248ZM250 220H251V219H250ZM250 220H249V221H250ZM256 220H257V219H256ZM86 221H87V220H86ZM103 221H104V220H103ZM103 221H102V222H103ZM180 221L182 222L183 220H180ZM192 221H191V223H192ZM211 221H212V220H211ZM213 221H214V219H213ZM216 221H217V220H216ZM218 221H223V220L221 219V220H218ZM229 221H231V220H229ZM253 221H254V220H253ZM99 222H100V221H99ZM159 222H160V221H159ZM178 222H179V221H178ZM196 222H197V221H196ZM198 222L196 223L197 225H198ZM204 222H205V221H203V223H199V224H205ZM207 222H208V223H211V222H209V221H207ZM214 222H215V221H214ZM234 222H235V221H234ZM236 222H237V221H236ZM125 223H126V222H125ZM179 223H180V222H179ZM189 223H190V220H189L188 224H189ZM191 223L189 224L190 226H192ZM208 223H207L206 225H208ZM224 223H225V222H224ZM224 223H220V224L222 225V224H224ZM227 223H228V222H227ZM245 223H246V222H245ZM251 223H252V221H251ZM166 224H167V223H166ZM193 224H194V222H193ZM214 224H219V223H214ZM214 224H212V225L210 224V225H209V229H211V228L213 227ZM234 224H235V223H234ZM249 224H250V222H249ZM255 224H256V222L254 223V226H255ZM100 225H101V224H100ZM182 225H183V224H182ZM189 225H188V228H189ZM251 225H252V224H251ZM116 226H117V225H116ZM193 226H194V225H193ZM210 226H212V227H210ZM219 226H220V225H219ZM228 226H229V225H228ZM230 226H231V225H230ZM234 226H235V225H234ZM244 226H245V225H244ZM248 226H249V225H248ZM254 226H253V227H254ZM78 227H79V226H78ZM80 227H81V226H80ZM103 227H104V226H103ZM184 227H185V226H184ZM198 227H199V226H197V228H198ZM200 227H201V226H200ZM216 227H217V225H215L213 228H216ZM220 227H222V226H220ZM238 227H239V225H238ZM238 227H237V228H238ZM250 227H251V226H250ZM107 228H108V227H107ZM186 228H187V227H186ZM192 228H193V227H192ZM192 228H191V229H192ZM195 228H196V227H194L193 229H195ZM204 228H207V227H204ZM213 228H212V229H213ZM223 228H224V227H223ZM230 228H231V227H230ZM241 228H242V227H241ZM80 229H81V228H80ZM181 229H182V228H181ZM216 229H217V228H216ZM233 229H234V228H233ZM246 229H247V228H246ZM188 230H189V229H188ZM221 230H222V229H221ZM238 230H239V229H238ZM238 230H237V231H238ZM260 230H261V229H260ZM263 230H264V227H263ZM165 231H166V230H165ZM207 231H208V230H207ZM226 231H227V230H226ZM240 231H241V230H240ZM209 232H210V231H209ZM212 232H213V231H212ZM229 232H230V231H229ZM238 232H239V231H238ZM238 232H237V233H238ZM241 232H242V231H241ZM252 232H253V231H252ZM75 233L78 234V233H77V230H76ZM222 233H223V232H222ZM250 233H251V232H250ZM263 233H264V232H263ZM263 233H262V234H263ZM80 234H81V233H80ZM100 234H101V233H100ZM259 234H261V232H260ZM83 235H85V234H83ZM91 235H93V234H91ZM94 235H96V234H94ZM228 235H229V234H228ZM252 235H253V234H252ZM255 235H256V233H255ZM75 236H76V235H75ZM205 236H206V235H205ZM225 236H226V234H225ZM229 236H230V235H229ZM253 236H254V235H253ZM78 237H79V236H78ZM202 237H203V236H202ZM221 237H222V236H221ZM257 237H258V236H257ZM260 237H261V236H260ZM81 238H82V236H81ZM155 238H156V237H155ZM164 238H165V237H164ZM228 238H229V237H227L226 240L224 239V242L221 241V243H222V247L219 248V250H215L214 247H213V246H214L213 244H208V245H207V246H210V245H211V246L213 247V249H211V251L208 252V253H209V254L211 253V255H210L211 257H213V255H214V257H213L214 262H215V258H216L215 255H217V254H215V253H218V254L220 255L221 258H222V255H225V254H227L228 257L230 256V258H231V256H232L233 259L231 258V260H233V263H235V264H237L236 262H241V264H252L254 261L257 262L256 264H264V250H262V249H264V238H261V239L258 238V239L262 242V244H263L262 249H261V250L259 249V251H257L256 249H254V248H255V244H254V248H252V249H254V250H252L250 247H249V249H245V248L242 249L241 246H240V249H238V248H239L238 246L240 245V243L237 244V243H238L237 240H236V241H235V240H229L230 243H232V244H229V243L227 242V241H228V240H227ZM244 238H245V237H244ZM254 238H255V236H254ZM72 239H73V238H72ZM74 239H75V238H74ZM85 239H86V238H85ZM222 239H223V238H222ZM229 239H230V238H229ZM233 239H234V238H233ZM258 239H257V240H258ZM83 240H84V239H83ZM166 240H167V239H166ZM75 241H76V240H75ZM209 241L212 242L211 240H209ZM214 241H215V240H214ZM214 241H213V242H214ZM249 241H250V239H249ZM252 241L254 242L255 240L253 239ZM252 241H250V242H252ZM72 242H74V241H72ZM72 242H71V243H72ZM155 242H156V241H155ZM250 242H248V243H250ZM253 242H252V243H253ZM123 243H124V242H123ZM163 243H165V242H163ZM170 243H171V242H170ZM174 243H175V242H174ZM190 243H191V244L186 245V246H187L188 248H190V249H196V248H195V244H194L195 242H194L193 244H192V242H190ZM207 243H208V242H207ZM218 243H219V242H218ZM74 244H75V243H74ZM74 244H73V245H74ZM77 244H78V243H77ZM81 244H83V243L81 242ZM84 244H85V243H84ZM161 244H162V243H161ZM165 244H167V243H165ZM165 244H162V245L164 246ZM177 244H178V243H177ZM169 245H170V244H169ZM169 245H168V246H169ZM171 245H172V244H171ZM258 245H259V242H258ZM71 246H72V245H71ZM79 246H80V245H79ZM87 246H88V245H87ZM160 246H161V245H160ZM160 246H159V248H160ZM186 246H185V247H186ZM216 246H217V245H216ZM256 246H257V245H256ZM164 247H166V245H165ZM219 247H220V246H219ZM257 247H259V246H257ZM78 248H79V247H78ZM159 248H158V249H159ZM209 248H210V247H209ZM81 249H82V248H81ZM158 249H157V250H158ZM161 249H163L162 251H165V254H164V253L162 254V255H164L162 258H163V259L165 258V259L167 260V262H169V263H173V262L175 261L174 263L177 262L178 264H181V263H182V264H195L196 259H198V254H197L198 251H196V250H195V251H193V250L191 251V250H190V252H188V253H187L186 250H185L186 253H184V251H183V253H182V252H180V251L177 250V249H183V248H181L180 246H179V247L177 246V247H175V248H173V249H172V246H170L168 249H164L163 247H162ZM207 249H208V248H207ZM129 250H130V249H129ZM129 250H128V251H129ZM133 250H134V249H133ZM183 250H184V249H183ZM188 250H189V249H188ZM126 251H127V250H126ZM145 251H150V253H149L150 255H149L148 257H146V256L143 257L141 263H144V264H151V262H152V255L154 254V253H153V254L151 255V251L153 252L154 249H153V247H151V245H150V246H148V248H145ZM145 251H144V252H145ZM76 252H77V251H76ZM134 252H135V251H134ZM142 252H143V251H142ZM166 252H167V253H166ZM206 252H207V251H206ZM161 253H162V252H161ZM199 253H200V252H199ZM82 254H83V253H82ZM145 254H146V253H145ZM166 254H167V255H166ZM134 255H135V254H134ZM165 255H166L167 257H165ZM219 255H218V256H219ZM72 256L76 259V260H75V264H78V263H77L78 260H79V262H80V260L83 261V262H80V263L82 264V263H84V260L87 258L88 255H87V256L84 255V254H83V255H80V252H79V254L76 253V255L73 254ZM85 256H86V258H85ZM124 256H125V255H124ZM126 256H127V255H126ZM142 256H143V255H142ZM157 256H160V255H157ZM200 256H201V255H200ZM96 257H97V256H96ZM120 257H121V256H120ZM122 257H123V256H122ZM135 257H136V256H135ZM207 257L209 258V256H207ZM223 257H225V256H223ZM113 258H114V257H113ZM221 258H220V259H221ZM226 258H227V256H226ZM226 258H225V259H226ZM101 259H102V258H101ZM124 259H125V258H124ZM165 259H164V260H165ZM199 259H200V258H199ZM216 259H217V258H216ZM222 259H223V258H222ZM222 259H221V260H222ZM227 259H228V258H227ZM86 260H87V259H86ZM90 260H91V259H90ZM96 260H97V259H96ZM96 260H95V261H96ZM98 260H99V259H98ZM164 260H163V263L160 262V261H158V263L156 262V264H166V260H165V261H164ZM204 260H205V259H204ZM210 260H211V259H210ZM217 260H218V259H217ZM221 260H218V261H221ZM229 260H230V259H229ZM231 260H230V261H231ZM235 260H236V261H235ZM87 261H88V260H87ZM87 261H86V262H87ZM113 261H114V260H113ZM119 261H121V260H119ZM155 261H156V259H155ZM161 261H162V260H161ZM223 261L225 262V260H223ZM230 261H229V264H230ZM234 261H235V262H234ZM114 262H115V261H114ZM124 262H125V261H124ZM214 262L209 263V264H213ZM224 262H223V264H224ZM255 262H254V263H255ZM120 263L123 264V262H120ZM254 263H253V264H254ZM73 264H74V262H73ZM88 264H89V262H88ZM126 264H127V263H126ZM128 264H129V263H128ZM130 264H132V263H130ZM202 264H203V263H202ZM225 264H227V263H225ZM238 264H240V263H238Z\"/></svg>",
	"mask_w": 264,
	"mask_h": 264
}]
</instances>
